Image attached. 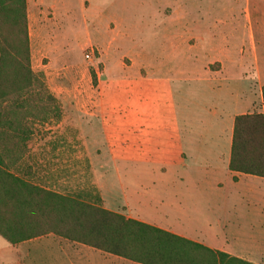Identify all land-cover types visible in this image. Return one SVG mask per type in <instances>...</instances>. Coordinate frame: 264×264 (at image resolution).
Listing matches in <instances>:
<instances>
[{
  "label": "rangeland",
  "instance_id": "374dc122",
  "mask_svg": "<svg viewBox=\"0 0 264 264\" xmlns=\"http://www.w3.org/2000/svg\"><path fill=\"white\" fill-rule=\"evenodd\" d=\"M27 11L32 68L62 117L25 124L32 138L59 141L55 189L100 190L110 208L201 238L235 228L228 220L239 221L241 233L264 222L261 192L236 184L211 149L195 153L196 131L187 125L189 114L213 110L217 94L207 84L224 75L243 78L260 107L264 0H28ZM250 179L264 191L263 178ZM53 180L42 187L52 189ZM10 247L0 235V264L124 259L52 233Z\"/></svg>",
  "mask_w": 264,
  "mask_h": 264
},
{
  "label": "trees",
  "instance_id": "16d2710c",
  "mask_svg": "<svg viewBox=\"0 0 264 264\" xmlns=\"http://www.w3.org/2000/svg\"><path fill=\"white\" fill-rule=\"evenodd\" d=\"M30 116L60 120L62 108L32 68L27 0H0V234L16 244L52 233L143 264H254L107 209L99 193H60L11 172ZM229 168L264 177V111L236 116Z\"/></svg>",
  "mask_w": 264,
  "mask_h": 264
},
{
  "label": "crops",
  "instance_id": "0c3cea01",
  "mask_svg": "<svg viewBox=\"0 0 264 264\" xmlns=\"http://www.w3.org/2000/svg\"><path fill=\"white\" fill-rule=\"evenodd\" d=\"M28 7H29V4H28ZM226 76L227 75H224V79L220 81L221 83L219 82L220 83L219 85L207 84L209 85V87L208 86L207 87L210 88L212 92L215 91V93L217 94V97H216L217 101L213 105V110L212 111L207 110V112H205V115L203 112L201 114L199 113V117L198 115L196 116L197 113L195 114L196 117L193 116V114H189V117H192L193 119L191 123L187 122L188 129L196 131V139L194 137L195 141L192 147L195 153L203 157L208 155V152L210 151V149L213 152H216L218 154L219 159L223 161L225 166L230 171L232 179L234 180L236 184L238 185L244 184L245 187H249L252 190L260 191L262 200L258 202V205H259L258 209L262 213L264 212V191L263 189L248 185L249 183L246 181L244 182V180L245 179L252 180L250 178H263L264 179V177L231 170L229 168V162L231 158L235 118L239 114L250 113L253 111H262V112L264 111L263 93H262V88L264 85H261V103L259 105L260 107L256 108L251 98V94L249 93L250 91L245 89L246 87L241 86L240 84L242 81L241 79L243 78L239 79L237 77V78L232 79V81H230ZM206 77H207V81H213L212 79L214 77L212 79L210 78V76L206 75ZM140 79L142 81L158 80L156 77L155 78L150 77V79H148V77H143V76H141ZM167 80L170 82V87L173 89V86H172L173 80L171 78H167ZM104 104H105V107L101 111V113H104L106 110V106H107L106 102ZM23 127L25 130L27 131L30 130L31 132L28 138L20 140V145L24 151V154L21 156L19 160L17 161L12 160L10 164V171L14 172L17 175L22 176L25 180L29 182H32L36 185H41V186H44V183L46 182L44 181V179L52 178L54 180L52 183L53 184L52 189L50 190H53L56 192H63L61 190L54 188L55 179L57 178L55 161L59 155L58 152L60 150L58 148L59 141H56L55 139L50 140V139H45V138H42V139L32 138L31 136L34 132L33 126L32 125L29 126V124L27 125L24 123ZM0 129L2 130L3 128H0ZM222 135H224L226 139L225 141H223V143H222ZM182 155L185 156V153L183 152ZM74 158H76L75 154H74ZM47 182H50V181H47ZM98 189H100L99 186H98ZM136 192L141 197L143 196L142 198H144L145 196L146 198H144V200H152L154 198V194H150L147 192H144L142 194L141 191H136ZM99 193L101 195V198L103 200V206L105 208L122 213L124 215L126 214L123 211H119V210L110 208L107 205H104L105 200L100 190H99ZM125 216L135 218L143 222L164 228L166 230L182 235L191 240L200 242L216 251L226 252L230 254L231 256L241 258L243 260L252 262L254 264H264V222H260L259 224L250 223L249 224L250 227L247 230H244L243 233H241L239 229L240 222L239 221L234 222V221L228 220V223L225 224V226H230V227H235V228H230L225 234L215 233V234L205 235L201 238L199 236H192V235L185 234L184 232L172 229L167 226H163L162 224L151 221V220H147L141 217H135L131 214H127ZM40 237L42 236L34 237V238H31V239H28V240H25V241H22L16 244H12L8 242L7 240L6 241L10 245H12V248H15L17 246L29 245L33 241L37 240V238H40ZM209 237L212 238V242L208 240ZM233 241L235 243H233ZM238 244L241 245L240 248H238ZM105 253H108V252H105ZM122 258L124 259L118 258L115 261L116 262L119 261L121 264H137V263L143 264L140 262L130 260L125 257H122ZM125 259L132 261V262L128 263ZM14 261L9 262L8 264H14Z\"/></svg>",
  "mask_w": 264,
  "mask_h": 264
},
{
  "label": "built area",
  "instance_id": "2783aa9c",
  "mask_svg": "<svg viewBox=\"0 0 264 264\" xmlns=\"http://www.w3.org/2000/svg\"><path fill=\"white\" fill-rule=\"evenodd\" d=\"M87 56H89V54Z\"/></svg>",
  "mask_w": 264,
  "mask_h": 264
}]
</instances>
